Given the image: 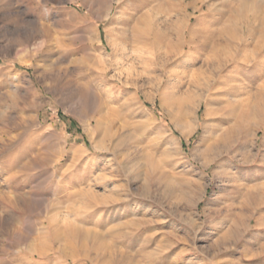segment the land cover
Returning <instances> with one entry per match:
<instances>
[{
	"label": "rangeland",
	"instance_id": "1",
	"mask_svg": "<svg viewBox=\"0 0 264 264\" xmlns=\"http://www.w3.org/2000/svg\"><path fill=\"white\" fill-rule=\"evenodd\" d=\"M263 198L264 0H0V264H264Z\"/></svg>",
	"mask_w": 264,
	"mask_h": 264
},
{
	"label": "bare ground",
	"instance_id": "2",
	"mask_svg": "<svg viewBox=\"0 0 264 264\" xmlns=\"http://www.w3.org/2000/svg\"><path fill=\"white\" fill-rule=\"evenodd\" d=\"M86 8L88 9L89 12H92L93 13V10L90 6H86ZM177 127V126H176ZM233 133V131H232ZM232 133L229 131V134L226 133V134H222V135H219V136H215L214 138H211L208 143L203 147V152L205 153H210V152H213L215 149H217L219 146H223L225 148H230L229 147V140L231 139L230 136L232 135ZM180 134L181 136L185 139V140H188L190 138V134H186V133H183L180 131ZM231 149V148H230ZM227 150V149H226ZM230 152V151H229ZM193 154V153H192ZM194 156V155H193ZM217 159V155H215V158L210 160V161H207V162H204L203 163V167H207L209 166L213 161H215ZM254 195V194H253ZM246 196V195H245ZM248 197V196H247ZM256 198V197H255ZM253 196H250V199H254L255 202L259 201V199H255ZM249 199V200H250ZM264 199V198H263ZM247 200V198L245 199ZM247 202V201H246ZM249 202V201H248ZM130 225V224H129ZM134 227V226H133ZM135 229V228H134ZM78 230V229H77ZM138 230V229H137ZM232 233V232H231ZM236 233V232H235ZM136 235V233L134 234Z\"/></svg>",
	"mask_w": 264,
	"mask_h": 264
}]
</instances>
